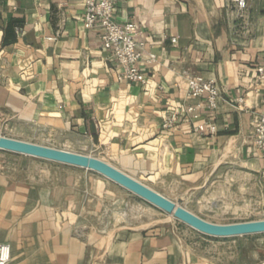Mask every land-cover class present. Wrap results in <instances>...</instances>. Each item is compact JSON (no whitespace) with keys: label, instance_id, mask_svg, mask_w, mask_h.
I'll list each match as a JSON object with an SVG mask.
<instances>
[{"label":"crops","instance_id":"0c3cea01","mask_svg":"<svg viewBox=\"0 0 264 264\" xmlns=\"http://www.w3.org/2000/svg\"><path fill=\"white\" fill-rule=\"evenodd\" d=\"M113 1L114 19L142 30L143 60L155 55L142 66L143 84L117 79L101 29L84 24V0H0V107L15 122L97 152L165 197L154 183L198 202L223 164L264 170L251 140L264 98L256 80V66H264V0H247L242 16L231 0ZM193 75L219 88L211 115L204 97L188 94ZM188 105L212 121L214 134L192 129ZM172 111L176 125L162 131ZM45 161L0 162V242L10 246V264H264V233L214 237L186 224L185 231L165 228L153 217L159 208L105 176Z\"/></svg>","mask_w":264,"mask_h":264},{"label":"rangeland","instance_id":"374dc122","mask_svg":"<svg viewBox=\"0 0 264 264\" xmlns=\"http://www.w3.org/2000/svg\"><path fill=\"white\" fill-rule=\"evenodd\" d=\"M0 135L95 157L97 155V152L93 150L74 146L70 140L60 138L40 128L15 122L14 117H10L2 107H0ZM5 152L7 151L0 150V162L11 166V168L17 167L20 163L48 162L36 157H21L22 155L17 153H8L9 157L3 156ZM53 162L55 161H50V163ZM153 186L171 199L180 198L182 206L192 209L211 222L233 223L264 219V170L250 172L237 163L223 164L208 177L204 187L201 188V196L198 202L189 196H185L179 188L167 182L154 183ZM145 212L147 218L149 212L147 207ZM153 217L160 219L161 226L165 228L176 226L183 231L189 228L173 216L156 208L153 211Z\"/></svg>","mask_w":264,"mask_h":264},{"label":"built area","instance_id":"2783aa9c","mask_svg":"<svg viewBox=\"0 0 264 264\" xmlns=\"http://www.w3.org/2000/svg\"><path fill=\"white\" fill-rule=\"evenodd\" d=\"M235 5L238 16H242L247 8V0H231ZM113 0H84L83 21L87 28L99 27L102 47L115 62L116 77L135 84H143L146 80L142 66L152 64L156 58L149 54L143 60L144 41L141 39L142 30L135 22L119 23L114 19ZM256 80L264 82V66H256ZM188 94L192 97H204L205 107L211 115L217 107L220 91L217 84L199 75L188 77ZM238 98V103L242 102ZM183 113L192 125V129L199 134H214L215 125L211 120H204L200 110L195 105L183 108ZM179 113L169 112L161 123L162 131L175 127ZM251 140L256 153L263 162L264 169V98L260 111L251 120ZM10 246L0 243V264H10Z\"/></svg>","mask_w":264,"mask_h":264},{"label":"water","instance_id":"95a60500","mask_svg":"<svg viewBox=\"0 0 264 264\" xmlns=\"http://www.w3.org/2000/svg\"><path fill=\"white\" fill-rule=\"evenodd\" d=\"M0 150L75 165L95 171L160 210L171 214L177 220L208 236L233 237L264 233V219L233 223H215L208 221L183 207L180 202L170 200L139 180L95 156L2 135H0Z\"/></svg>","mask_w":264,"mask_h":264},{"label":"bare ground","instance_id":"6f19581e","mask_svg":"<svg viewBox=\"0 0 264 264\" xmlns=\"http://www.w3.org/2000/svg\"><path fill=\"white\" fill-rule=\"evenodd\" d=\"M169 215H171V214H169ZM172 216V215H171Z\"/></svg>","mask_w":264,"mask_h":264}]
</instances>
